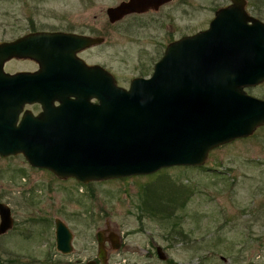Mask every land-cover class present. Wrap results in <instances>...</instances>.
I'll return each instance as SVG.
<instances>
[{"label":"rangeland","instance_id":"374dc122","mask_svg":"<svg viewBox=\"0 0 264 264\" xmlns=\"http://www.w3.org/2000/svg\"><path fill=\"white\" fill-rule=\"evenodd\" d=\"M121 1L0 0V42L30 29L102 37L84 55L109 63L128 88L131 79L151 76L171 39L208 28L214 10L230 3L171 0L110 22L106 8ZM244 9L264 22V0H246ZM27 65L9 60L4 69ZM246 92L264 99V82ZM0 202L13 218L0 234V264H85L104 229L120 239L115 249L106 242L107 264H264V124L213 148L199 167L84 185L33 167L22 154L0 156ZM57 218L72 233L66 255L55 249Z\"/></svg>","mask_w":264,"mask_h":264},{"label":"water","instance_id":"95a60500","mask_svg":"<svg viewBox=\"0 0 264 264\" xmlns=\"http://www.w3.org/2000/svg\"><path fill=\"white\" fill-rule=\"evenodd\" d=\"M170 1L123 0L106 15L116 22ZM245 4L230 0L206 30L169 43L152 75L131 79L128 88L101 71L102 82L93 87L63 82L65 51L102 37L44 30L0 42V156L22 154L29 165L84 185L201 166L213 148L251 136L264 124V99L245 89L264 82V22ZM14 57L34 60L39 70L6 72L5 62ZM27 104L41 111L24 110ZM54 220L56 249L69 253L72 233ZM12 221L10 207L0 202V234ZM104 232H96L102 264ZM109 238L118 248L117 238Z\"/></svg>","mask_w":264,"mask_h":264},{"label":"flooded vegetation","instance_id":"af4514ba","mask_svg":"<svg viewBox=\"0 0 264 264\" xmlns=\"http://www.w3.org/2000/svg\"><path fill=\"white\" fill-rule=\"evenodd\" d=\"M128 15L130 16V15H141V14H135L134 13V14H128ZM37 31H44V29H42V30H40V29L39 30H36V29L27 30V32L16 36L12 40L18 39L21 36H24V35L29 34V33L37 32ZM45 31H49V32L62 31V32H66V33H74L76 35H81V36L85 35V36H90V37H97L93 34L89 35V34H85V33H77V32L69 31L66 29L65 30H45ZM173 40H175V39H171L170 41H173ZM98 44H100V43H94V44L89 45V46L77 48L74 51L73 50H66L65 51V57L62 60L64 63L63 68H64V70H66L64 72V76L62 77L63 78L62 80H64L63 81L64 83H67V84H69V86H74V87H78V86L93 87V86H96L97 83L102 82L100 80V77H102L100 74V71L103 72L102 73L103 76H110L116 80L115 74H114L113 70L111 69L112 67L110 66L109 63H102V62L100 63V62L94 61V60L92 61V60H89L84 55L85 53L90 51L92 48L96 47ZM10 60H14L16 63H29V65H27L26 67L17 68V69H15V71L14 70L11 71L10 72L11 74H16V73H20V72H36L37 70H39V64L32 59H29V58L24 59V58L14 57ZM116 82H117V80H116ZM103 83H104V81H103ZM91 101L96 102V99L91 98ZM56 104H57V102H56ZM30 107H34V113H38V111H40V109H41L39 104H31V105L27 104L24 106L23 109L24 110L30 109ZM104 236H105L104 243L106 244V242L110 241L112 243V245H113V242L110 240L109 237H116L117 238L116 241L118 242V247H119V245H120V239L118 238L119 236L114 235V233H112V232H108V229L105 230ZM95 238H96V236H95ZM71 245H72V243H71ZM112 248H113V246H112ZM55 249H56V244H55ZM105 249H106V246H105ZM113 249H115V248H113ZM71 250H70V252H71ZM58 252H60V251H58ZM60 253L64 254V255L69 254V253H62V252H60ZM97 255H98V249H97V253H96L95 258H91V259L87 260L85 262V264H102L101 262L98 261ZM105 259L106 260H105L104 264H107V249H106V258Z\"/></svg>","mask_w":264,"mask_h":264}]
</instances>
